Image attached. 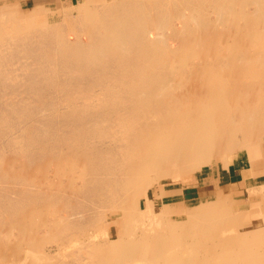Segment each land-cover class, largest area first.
Segmentation results:
<instances>
[{"label": "bare ground", "instance_id": "6f19581e", "mask_svg": "<svg viewBox=\"0 0 264 264\" xmlns=\"http://www.w3.org/2000/svg\"><path fill=\"white\" fill-rule=\"evenodd\" d=\"M263 135L264 0L0 12V264H264L252 214L165 202Z\"/></svg>", "mask_w": 264, "mask_h": 264}, {"label": "rangeland", "instance_id": "374dc122", "mask_svg": "<svg viewBox=\"0 0 264 264\" xmlns=\"http://www.w3.org/2000/svg\"><path fill=\"white\" fill-rule=\"evenodd\" d=\"M77 1L79 0H0V12L13 10L19 17H23L35 15L45 10L60 8L63 4L71 5L77 3ZM263 138L264 135L261 144ZM227 168L222 161L218 160L212 165H206L197 170L190 178L184 181L183 185L180 181L165 184L166 190H172L171 192H173L165 198V202L170 203L169 213L172 216H181L185 210L191 212L196 209L199 210V208L204 209L208 204L217 207L216 209L209 208L215 212H224L231 210V208L236 211L237 209L231 205L232 203L224 198L216 197L214 193H207L211 192L214 187H222L225 179L221 180L220 176L228 173L226 172ZM246 213L248 214V212L240 211L239 215Z\"/></svg>", "mask_w": 264, "mask_h": 264}, {"label": "crops", "instance_id": "0c3cea01", "mask_svg": "<svg viewBox=\"0 0 264 264\" xmlns=\"http://www.w3.org/2000/svg\"><path fill=\"white\" fill-rule=\"evenodd\" d=\"M247 160L238 158L230 162L226 170L228 173L220 176L221 180L225 179L222 187H214L211 192L214 191V195L220 194L221 198L232 203L239 212L252 214L251 220L255 223H261L264 222V140L261 156Z\"/></svg>", "mask_w": 264, "mask_h": 264}]
</instances>
